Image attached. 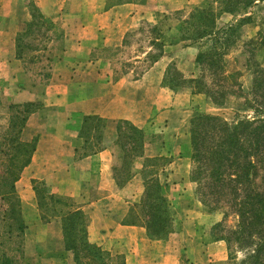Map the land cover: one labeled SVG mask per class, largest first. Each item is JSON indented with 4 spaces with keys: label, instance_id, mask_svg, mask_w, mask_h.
<instances>
[{
    "label": "crops",
    "instance_id": "0c3cea01",
    "mask_svg": "<svg viewBox=\"0 0 264 264\" xmlns=\"http://www.w3.org/2000/svg\"><path fill=\"white\" fill-rule=\"evenodd\" d=\"M33 1L39 13L61 26L66 40L53 58L48 79L43 80L45 86L38 89L33 79L27 83L23 78L30 76L25 70L27 52L24 49L19 55L18 37L33 20L32 7L29 0H0V132L10 125L11 104L39 105L28 115L21 134L24 141L36 138V149L15 182L26 227L14 264L18 259V264H75L74 252L65 245L64 214L56 207L58 197L69 198L88 216L90 242L122 255L125 264L232 262L226 240L211 233L221 217L204 212L195 192L190 135L194 116H220L228 98L218 105L187 84L172 87L165 81L174 62L194 77V69L200 67L196 61L199 43L166 45L164 53L143 74L127 72L116 79L102 70L93 56L97 47L120 45L141 20L153 19L157 5L182 3L208 8L210 1L123 0L111 5L107 0ZM224 18L230 25L239 17L225 12ZM174 48L180 50L179 55L170 52ZM246 71L242 69L241 86L249 90L244 81ZM87 116L105 120L101 131H93L89 137L81 134ZM123 120L146 136L141 152L128 157L127 165L118 129ZM156 158L168 160L157 166L151 161ZM150 169L159 173L163 194L179 215L181 227L173 223L163 238L149 234L137 207L147 185L144 173ZM115 171L121 179L125 178L122 171H126L128 180L119 184ZM35 186L55 199L42 198L41 207ZM47 204L52 206L51 213L46 212Z\"/></svg>",
    "mask_w": 264,
    "mask_h": 264
},
{
    "label": "trees",
    "instance_id": "16d2710c",
    "mask_svg": "<svg viewBox=\"0 0 264 264\" xmlns=\"http://www.w3.org/2000/svg\"><path fill=\"white\" fill-rule=\"evenodd\" d=\"M250 4L248 2L247 6ZM234 7L237 8L236 3H227L218 11L210 7L196 9L191 18L186 20L192 32H181L183 34L180 37L181 40H190L192 44L203 38L212 39L211 50H201L196 61L203 69L206 68L205 62H208L217 79L212 86L205 89L202 77L191 81L196 83L198 91L205 93L218 105H223L232 95L229 87L231 84L238 85L240 95L244 94L241 83H228L232 74H226L224 56L235 42L231 36H234L238 26L243 21L250 20L251 16L241 18L237 24L223 27H218L216 22L217 14L225 10L232 13L235 11ZM32 11L33 20L19 33V55L32 45L26 42L25 37L32 33L30 30L33 26L40 24L39 19L50 21V18L43 16L36 8H32ZM156 30L157 27H154V31ZM158 40L159 37H156L153 44L162 45ZM174 42L172 40V43ZM159 57L160 54L153 56V61ZM45 77L48 79L47 75ZM254 83L253 98L247 101V105L254 110L255 116L236 120L232 124L223 117L210 113L197 114L191 120V156L197 164L192 178L200 183V178L206 177L207 184L205 183L204 187H207L208 195L213 201L216 200L211 208H216L221 200H227L231 206H235L241 217L236 232L243 237L242 241L251 250L249 262L264 264V78L255 76ZM38 107L36 103L11 104L10 125L0 133V264H14L16 254H11L10 250L17 252L22 246L26 225L15 182L20 178L25 166L30 163L36 149V138L24 141L21 134L28 115ZM84 125L81 134L89 137L92 130L97 133L101 131L105 120L98 116H87ZM118 129L121 146L125 150L124 164L127 165L128 157H134L141 152L146 136L141 129L125 120L119 122ZM125 129H130L131 132ZM167 160L156 158L151 161L158 164ZM123 173L125 178L121 179L115 171V177L121 185L129 178L126 177V171H122ZM144 174L147 185L141 203L137 205L139 215L152 237L163 238L173 229L172 204L163 194L158 178L152 177L155 170H147ZM257 178H260L259 182ZM202 188L203 186L199 187L201 201L207 205L208 199L204 197L207 193L202 192ZM35 190L41 207L44 206L42 198L48 196L51 200L55 199L54 195L42 194L36 186ZM62 199L69 202V208L63 212V228L65 245L74 252L75 264H125L122 255H114L90 242L87 232L88 216L81 208L71 203L69 198L58 197V200ZM222 239L230 246L231 239L228 236Z\"/></svg>",
    "mask_w": 264,
    "mask_h": 264
},
{
    "label": "rangeland",
    "instance_id": "374dc122",
    "mask_svg": "<svg viewBox=\"0 0 264 264\" xmlns=\"http://www.w3.org/2000/svg\"><path fill=\"white\" fill-rule=\"evenodd\" d=\"M123 1V0H107L109 5ZM142 1V0H141ZM212 9L218 11L225 7L227 3L234 4L236 7L234 12L223 11L217 14V25L218 27H223L226 25L225 18L221 19L223 13L227 12L238 16L237 22L232 24H237L238 21L244 17L250 15V20L243 21L238 28L234 36H231L235 40L224 56L226 62V74H232L228 83H238L242 84V69H246V77L244 81L247 80V85H249V90H243L244 94L239 93L238 85H230V90L233 92L231 96L228 97L229 103L226 104V108L220 110V116L223 117L230 124L234 123L236 120L243 118H251L255 116L254 110L247 105V103L252 99V92L255 88L254 79L255 76L264 78V1L256 2L255 0H209ZM251 4L247 6V3ZM28 4L35 8L34 1L29 0ZM156 15L153 19L141 20L140 23L126 33L123 42L117 46H105L97 47L93 51V56L98 60L99 67L104 71H109L112 76H121L127 72H133L134 75L138 76L143 74L145 70L154 62L153 56L160 54V56L165 51L166 45H171L175 47V44L186 45L188 43L192 44L190 40L183 39L181 40V35L183 33H190L192 29L188 26L186 20L190 19L193 12L196 9H206L201 8L191 4H182V3H171L168 5H157ZM209 8V7H208ZM50 18V17H48ZM40 24L33 26L31 28V34L27 35L25 39L26 42L32 43L30 48H25L27 52V62L25 63L26 73L30 76H23L27 83L29 79L35 81V84L38 89H41L45 86L47 78L43 75H46L49 72L51 63H53V58L63 49L65 44V32L59 26V24L53 19L50 18V21H44L39 19ZM154 27H157V30L154 31ZM187 30L189 32H187ZM183 32V33H181ZM184 34V35H185ZM156 37H159L158 42H161L162 45L157 46L153 44V41ZM172 40L175 41L172 43ZM197 43V42H196ZM199 45L201 50L209 51L212 47V39L203 38L199 40ZM238 46V47H237ZM170 48H166L168 51ZM200 50V51H201ZM180 50L174 48L170 50L173 55L180 54ZM206 68H201L196 66L193 72V78L191 74L182 72L178 68V64L174 62L171 64L167 70V75L165 81L175 87L183 86L182 84H187L191 88L197 90L196 83L191 81V79H196V76H200L204 80L203 88H208L212 86L213 82L217 79L216 74L208 65V62H205ZM193 67V66H192ZM191 68H188V70ZM227 74V75H228ZM198 85V84H197ZM248 101V102H247ZM191 127V125H190ZM6 130V129H5ZM4 131V130H3ZM1 131L0 133H2ZM97 132L92 130L91 133ZM127 132H131L130 129H125ZM90 133V134H91ZM149 138V137H148ZM90 149V147H89ZM192 173L197 170V164L194 159H192ZM163 162L157 164L160 166ZM156 167V166H155ZM156 172V171H155ZM152 174V173H151ZM160 176L159 173H155L152 177ZM260 181V178H257V182ZM207 184L206 177L200 178V183L196 181V195L201 199L199 193V187L203 186L202 192H206L204 197L208 199L207 205H203L204 212H215L219 215L220 221L218 224H214L211 228V233H214V236H220L226 238L227 236L231 239L230 246L228 245V254L230 260L229 264H252L249 262L251 259L250 248L244 241L243 237L240 236L236 231L239 229L240 223V213L236 210L234 205L226 200H221L218 202L216 208H211L215 204L216 200L213 201V198L208 195V189L205 186ZM48 195H51L48 193ZM48 197V196H47ZM49 199V197L47 198ZM203 203V202H202ZM69 202L65 199L58 200L57 208L59 211L65 212L69 208ZM55 207V206H54ZM52 206L47 204L46 212L51 213ZM56 210V209H54ZM172 215L174 217L173 223L177 227L180 225L177 223V217L179 215L172 209ZM175 226V227H176ZM207 224L204 223V228ZM181 227V226H180ZM4 228V227H3ZM11 254H16V257L19 254V251L10 250ZM18 261L16 264H18Z\"/></svg>",
    "mask_w": 264,
    "mask_h": 264
}]
</instances>
